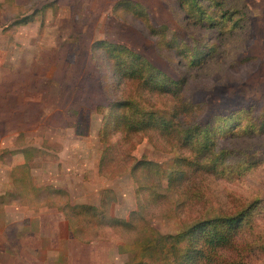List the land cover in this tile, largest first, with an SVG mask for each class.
<instances>
[{
    "label": "rangeland",
    "instance_id": "1",
    "mask_svg": "<svg viewBox=\"0 0 264 264\" xmlns=\"http://www.w3.org/2000/svg\"><path fill=\"white\" fill-rule=\"evenodd\" d=\"M113 1L0 0V191H6L0 196V264H124L128 249L122 241L146 233V225L140 230L134 223L130 232L105 229V239L94 238L86 244L67 238L60 210L54 206L29 207L36 205L34 196L11 183V166L23 158L29 165L31 181L58 189L46 200L41 192L45 202L56 206L68 201L96 203L100 191L111 188L113 192L103 196L112 194L109 211L113 215L126 217L141 203L151 226L160 233L181 229L195 219L190 206L206 207L205 216L232 211L255 198L264 199V161H258L242 175L228 179L207 171L192 174L185 170V184L179 183L178 197L171 189H162L169 198L153 202L144 188L137 200L129 173L132 162L151 160L155 165L150 171L158 168L155 175L165 183L164 172L169 170L173 155L165 140L158 137L155 141L140 132L131 134L133 147L125 149L121 141L116 143L114 152L120 155L110 164L118 168L124 158L126 166L118 168L122 172L113 174L109 166L110 174L99 173L97 158L102 146L98 128L107 99L88 53L94 38L122 40L167 74H183L187 98L206 101L216 108L240 106L264 92V0H222L223 8L244 11L247 19L242 26L235 25L217 37V51L204 63L188 68L183 64L185 58L176 51L169 53V60L158 55L152 37L140 34L135 22L129 21L130 25L116 20L110 13ZM140 1L147 5L153 23L166 22L169 33L185 35L187 43L195 36L215 34L188 25L181 16L174 17L164 0ZM120 88L122 94L130 91L128 85ZM167 98L170 103L171 97ZM166 100L156 102L165 104ZM218 146L241 149L243 153L238 152V156H246L249 161L263 160L264 132L225 135ZM135 174L139 178L138 169ZM189 185L195 186L198 196H185ZM170 197L177 199L173 201L178 203L176 215H164L173 208ZM250 232H254V238L257 232L264 237V212L256 214L245 236L249 238ZM251 246L245 261L264 264V249L256 251L253 243ZM41 248L45 251L42 261Z\"/></svg>",
    "mask_w": 264,
    "mask_h": 264
},
{
    "label": "trees",
    "instance_id": "2",
    "mask_svg": "<svg viewBox=\"0 0 264 264\" xmlns=\"http://www.w3.org/2000/svg\"><path fill=\"white\" fill-rule=\"evenodd\" d=\"M164 1L174 17L181 16V20L188 25L212 30L215 34L195 36L187 43L185 35L169 33L167 23H153L146 7L136 0H115L111 11L116 16L135 22L143 34L152 37L158 55L169 60V53L176 51L185 58L183 64L187 68L204 63L217 51V37L229 32L235 25L242 26L247 19L244 11L223 8L222 0ZM89 53L97 70L100 90L107 99L98 128L102 144L97 162L99 173L110 174L109 166L113 174L122 172L118 168L126 166L124 158L118 168H113L115 164L110 163L118 160L120 155L114 152L117 142L121 141L125 149L134 146L133 133H145L147 138L155 141L159 137L173 152L169 170L164 172L165 183L159 175H155L158 168L150 171L155 165L151 160L135 159L132 162L129 173L137 200L138 194L145 189L152 195L153 202L169 198L168 194L162 193V189H171L178 197L179 183H183L182 186L185 184V170L192 174L207 171L213 176L228 179L240 176L258 161H264H249L246 156H238V152L243 153L241 149L218 146V141L225 135L264 132V92L240 106L216 108L206 101H193L185 96L186 79L183 74L177 77L167 74L123 43L96 39L90 43ZM120 85H128L130 91L122 94ZM167 97H171L170 103ZM162 98L167 99L165 104L156 102ZM199 107L201 110H196ZM186 114L190 116L185 117ZM150 134L155 138H151ZM184 149L188 153H184ZM20 151L29 152L25 149ZM137 169L139 178L135 174ZM10 175L15 188L28 190L33 196L43 190L46 196L51 195L52 189L30 184L29 167L24 158L12 164ZM194 189L195 186H186L185 196H198ZM107 191L110 189L102 191L96 205L64 202L58 207L67 219L72 235L82 241L105 239V229L130 232L134 223L139 225L140 230L146 225L145 235L139 233L133 235L132 241H122L128 249L126 264H248L245 259L252 243L256 251L264 249V237L260 232L255 238L254 232L249 233V238L244 233L253 226L256 214L264 212V199L255 198L241 203L232 211L220 210L205 216L206 207L190 206L196 213L195 219L181 229L160 233L151 226L148 211L141 203H137L126 217L110 214L109 203L113 199L111 193L108 197L103 196ZM5 192L0 191V196H4ZM174 200L177 201L173 197L169 199L172 203ZM177 206L178 203L174 204L172 210L164 215H176L174 209Z\"/></svg>",
    "mask_w": 264,
    "mask_h": 264
},
{
    "label": "crops",
    "instance_id": "3",
    "mask_svg": "<svg viewBox=\"0 0 264 264\" xmlns=\"http://www.w3.org/2000/svg\"><path fill=\"white\" fill-rule=\"evenodd\" d=\"M115 1V0H114ZM114 1L112 2V4L114 3ZM137 2H139L140 4H142L143 6H145L146 7V9H147V12H148V8H147V5L146 4H144L142 1H140V0H136ZM112 4H111V6H112ZM111 6H110V13L114 16V18L116 19V20H120V21H123V22H126V23H128V24H132V23H130L129 21H131V20H128V19H125V18H123V17H120V16H116V15H114L113 13H112V11H111ZM148 15H149V12H148ZM149 17H150V15H149ZM150 20L152 21V19L150 18ZM153 22V21H152ZM160 23H166V22H160ZM133 25V24H132ZM134 27V26H133ZM136 27V26H135ZM134 27V28H135ZM137 28V27H136ZM135 28V29H136ZM139 32H140V34H142V35H145V34H143L140 30H139ZM146 36V35H145ZM148 37V36H147ZM96 39H106V40H108V41H111V42H119V43H123V44H125L126 46H128L129 48H131L132 50H135V51H137V52H139V53H141L142 55H144L142 52H140L139 50H137V49H135L134 47H132V46H130L128 43H126V42H124V41H122V40H113V39H108V38H105V37H98V38H94V39H92L91 41H90V43L93 41V40H96ZM90 43H89V45H90ZM152 47H153V44H152ZM88 53H89V47H88ZM148 60H149V58L146 56V55H144ZM88 57H89V55H88ZM155 65V64H154ZM101 117V116H100ZM99 121H100V119H99ZM99 124H100V122H99ZM101 143V142H100ZM101 146H102V144H101ZM101 150V149H100ZM100 150H99V153H100ZM27 155H30V154H27ZM100 154H98V156H99ZM97 160H98V158H97ZM28 167H29V165H28ZM96 171H97V169H96ZM29 174H30V172H29ZM30 184L31 185H34V186H36V187H38V186H40V187H48V189H52L50 192H51V194L52 193H54V186H53V188H51V186L52 185H50V184H43V185H40V184H35L33 181H31V178H30ZM112 192H113V190L111 189V188H109ZM102 191H103V189L100 191V193H99V196H98V200H97V202L96 203H89V202H78V203H86V204H94V205H96V204H98L99 203V199H100V197H101V195H102ZM42 192V194H43V199H45L46 198V194H45V192H43V191H41ZM40 192V193H41ZM40 193H38V194H34V199H35V201H36V203H34V204H36V205H29L28 203H26L27 205H29V207H33V208H35V209H44V208H47V207H49V206H54V207H56L58 210H60V213L62 214V217H61V223H62V228H64V230L65 231H67L69 234L66 236L67 238H69V239H74V241H77V242H81V243H84V244H86V243H88V242H90L92 239H90V240H88V241H82V240H79L78 238H75L73 235H72V233H71V231L69 230V228H68V221H67V219L64 217V214H63V212H62V210L58 207V206H56L55 204H52L51 205V203H47V202H45V203H42L44 200L43 199H41V196H40ZM114 200V199H113ZM113 200H111V201H113ZM39 202H41V204L40 205H37ZM23 203V202H22ZM68 203H75V202H69L68 201ZM110 203H112V202H110ZM109 203V204H110ZM131 209H134V208H131ZM130 209V210H131ZM109 213L110 214H112L110 211H109ZM113 215V214H112ZM114 216H116V215H114ZM117 217H122V216H117ZM30 222H31V220H29ZM35 238L38 236V233L37 232H35V235H33ZM41 236V235H40ZM39 236V237H40ZM116 247H118L117 245H116ZM42 249V252H41V257H40V260L42 261V259L44 258V254H45V251H44V249L43 248H41ZM35 259V255L33 256V258H32V260H34ZM127 259H128V256H127ZM127 259L124 261V264H126V261H127ZM37 261H38V259H37ZM41 261H40V263H41ZM29 264H31V263H29ZM36 264V263H35ZM111 264H113V263H111Z\"/></svg>",
    "mask_w": 264,
    "mask_h": 264
}]
</instances>
